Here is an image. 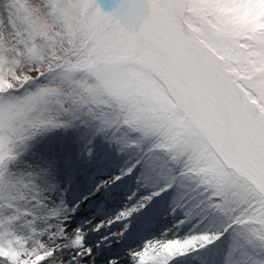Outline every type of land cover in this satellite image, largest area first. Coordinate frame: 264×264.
<instances>
[{"label": "snow or ice", "instance_id": "6c2138e0", "mask_svg": "<svg viewBox=\"0 0 264 264\" xmlns=\"http://www.w3.org/2000/svg\"><path fill=\"white\" fill-rule=\"evenodd\" d=\"M0 264H264V0H0Z\"/></svg>", "mask_w": 264, "mask_h": 264}, {"label": "bare ground", "instance_id": "6f19581e", "mask_svg": "<svg viewBox=\"0 0 264 264\" xmlns=\"http://www.w3.org/2000/svg\"><path fill=\"white\" fill-rule=\"evenodd\" d=\"M90 187H91L90 184H89V185H86L84 188L81 189V192H86V191L90 190ZM78 194H80V193H76V192H73V193H72L73 196L78 195ZM66 195H67V194H66ZM159 204H160V202H157V206H159ZM94 238H95V237H94Z\"/></svg>", "mask_w": 264, "mask_h": 264}]
</instances>
